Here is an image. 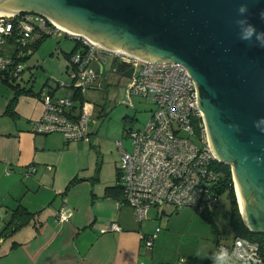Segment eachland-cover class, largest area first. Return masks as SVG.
Returning a JSON list of instances; mask_svg holds the SVG:
<instances>
[{"label":"water","instance_id":"water-1","mask_svg":"<svg viewBox=\"0 0 264 264\" xmlns=\"http://www.w3.org/2000/svg\"><path fill=\"white\" fill-rule=\"evenodd\" d=\"M262 12L264 0H0V14L38 15L109 51L184 67L210 149L230 168L243 225L264 236V132L256 127L264 118V48L255 34L240 39L237 24L264 32ZM111 73L118 88L132 71Z\"/></svg>","mask_w":264,"mask_h":264},{"label":"built area","instance_id":"built-area-1","mask_svg":"<svg viewBox=\"0 0 264 264\" xmlns=\"http://www.w3.org/2000/svg\"><path fill=\"white\" fill-rule=\"evenodd\" d=\"M51 36L75 43L66 70L70 84L59 83L69 92L65 98H55L51 92L40 94L44 112L41 119L32 124L31 133L61 134L66 143L87 142L91 136L87 124L93 117V110L85 96L89 91L103 88L99 80L111 59V72L115 69L122 73L132 71L124 104L137 97L146 100L152 109L147 124L128 133L130 152L123 150L121 142L116 144L121 155L119 206H130L139 224L146 220L151 209L175 212L189 207L200 216L212 217L220 205V190L225 178L219 169L221 164L210 149L195 85L185 68L174 63L143 61L122 51H109L38 15H2L0 79L19 84L27 68L26 61L35 52L34 47ZM3 47L7 50H2ZM3 51L12 52L4 56ZM74 93L84 98L79 110L74 108ZM35 173V168H28L24 177ZM228 187H233L235 193L233 180ZM68 222L67 209H60L56 225ZM112 230L120 231L116 225ZM155 239L156 235L142 241L151 249ZM222 250L227 253L225 264H264L260 247L255 242L234 237L230 244L217 245L216 254ZM184 263L185 260L178 262Z\"/></svg>","mask_w":264,"mask_h":264},{"label":"crops","instance_id":"crops-1","mask_svg":"<svg viewBox=\"0 0 264 264\" xmlns=\"http://www.w3.org/2000/svg\"><path fill=\"white\" fill-rule=\"evenodd\" d=\"M34 55L26 61L30 77L24 71L25 83L19 81L17 89L0 79V209L5 215L0 217V232L18 206L31 215L18 230L0 238V264H178L180 260L176 263V256H171L179 231L176 215L169 209L156 210L139 224L130 206H119L118 173L114 168L103 177L89 128L92 136L87 142L66 143L61 134L31 133L44 112L39 95L51 92L62 98L69 92L59 84L48 91L45 84L41 89L34 83L29 86L33 64L43 66ZM58 88H65V95L57 97ZM21 89H32L33 94L16 91ZM28 168L36 173L25 178ZM62 208L67 209L69 222L58 226L55 219ZM199 220L191 218L186 231L201 227ZM114 225L120 231H113ZM154 235L153 246L147 249L142 240Z\"/></svg>","mask_w":264,"mask_h":264},{"label":"rangeland","instance_id":"rangeland-1","mask_svg":"<svg viewBox=\"0 0 264 264\" xmlns=\"http://www.w3.org/2000/svg\"><path fill=\"white\" fill-rule=\"evenodd\" d=\"M74 46L75 43L66 38L57 36L46 38L34 53L35 57H39L43 69L37 66L38 63L33 64L35 65L32 69L33 80L29 82V86L31 87L34 83L35 89H41L45 84L44 89L48 91L49 88L54 89L59 83L70 84V79L66 74V67L69 63L65 55L70 54ZM6 48L3 47L2 50ZM3 55L6 56V54ZM110 64L111 59L105 66L103 78L99 80L103 88L89 91L85 96V99L92 104L94 112L87 124V128L93 135H91L93 141L95 140L91 149L98 155L97 160L103 177L108 176L109 171L113 172L114 168L118 173L121 155L116 144L121 142L123 150L130 152L132 148L128 133L142 129L152 114L151 106L146 100L133 97L131 103L124 104L128 80L123 79L118 88L111 87L110 85L115 83L108 81L111 79L117 81V78L111 74ZM25 75L29 78L30 72L25 71ZM21 82L25 83L23 80ZM12 83L10 84L13 85ZM62 89L65 88H58L57 97L65 95ZM1 210L0 217H4V212ZM230 211L229 194L225 192L220 197V205L216 213L211 217L212 224L207 223L193 208L186 207L173 212L172 216L176 215V229L179 230L176 234V246L171 253L172 257L176 256V263L179 260H188L190 262L187 264H192L194 259L195 264H208L209 262L216 264L214 257L217 245L230 244L234 238L229 224ZM149 212L150 214L156 213V209H151ZM189 215L191 217H188ZM193 217L201 219L202 222L199 221L202 226L196 231L193 226L186 231ZM164 255L167 257L168 253L165 251Z\"/></svg>","mask_w":264,"mask_h":264},{"label":"trees","instance_id":"trees-1","mask_svg":"<svg viewBox=\"0 0 264 264\" xmlns=\"http://www.w3.org/2000/svg\"><path fill=\"white\" fill-rule=\"evenodd\" d=\"M40 44L34 47V51L38 48ZM68 58L69 55H65ZM11 87L17 89V85H11L7 83ZM19 90V89H18ZM16 90L18 93L29 94L32 95V89H21L20 91ZM40 97V95H39ZM73 101L75 102V110H79L81 108L82 103L84 102V98L77 93H74L72 96ZM219 169L225 178V183L221 187L220 195H223L225 192H228L230 202H231V211H230V220L229 224L231 230L233 232L234 237L246 239L251 242H255L260 247V253L264 258V236L263 235H253L251 234L243 225L241 215L239 212V207L237 204V199L234 193L233 187H228V185H232V175L229 167L224 165H220ZM31 217L29 213L22 207L18 206L10 215V217L6 220V228L0 232V238H6L11 235L13 232L18 230L28 219ZM201 217L209 224H212L211 217L201 215ZM210 264V262L208 263Z\"/></svg>","mask_w":264,"mask_h":264},{"label":"clouds","instance_id":"clouds-1","mask_svg":"<svg viewBox=\"0 0 264 264\" xmlns=\"http://www.w3.org/2000/svg\"><path fill=\"white\" fill-rule=\"evenodd\" d=\"M246 10L247 9L245 6H241V8L239 9L241 13L246 12ZM260 15L261 18H264V12H262ZM237 24L241 26L240 39L249 41L251 40L253 34H255L256 43L260 47L264 48V32H257L255 27L250 24L245 27L243 21H237ZM261 126H264V118L260 119V121L256 124V127L259 128L262 132H264V127ZM226 257H227L226 251L222 250L218 252L214 257L216 264H225Z\"/></svg>","mask_w":264,"mask_h":264},{"label":"flooded vegetation","instance_id":"flooded-vegetation-1","mask_svg":"<svg viewBox=\"0 0 264 264\" xmlns=\"http://www.w3.org/2000/svg\"><path fill=\"white\" fill-rule=\"evenodd\" d=\"M119 73L122 74L121 70H119ZM114 76H115V75H114ZM115 77L118 79L117 76H115ZM117 79H116V80H117ZM123 79H124V78H122L121 81H122ZM115 83H116V81H115ZM120 84H121V82H120ZM120 84H119V85H120ZM110 86L112 87V85H110Z\"/></svg>","mask_w":264,"mask_h":264},{"label":"bare ground","instance_id":"bare-ground-1","mask_svg":"<svg viewBox=\"0 0 264 264\" xmlns=\"http://www.w3.org/2000/svg\"><path fill=\"white\" fill-rule=\"evenodd\" d=\"M2 15H4V14H0V16H2ZM236 192H237V190H236ZM237 200H238V195H237ZM238 203H239V200H238Z\"/></svg>","mask_w":264,"mask_h":264}]
</instances>
